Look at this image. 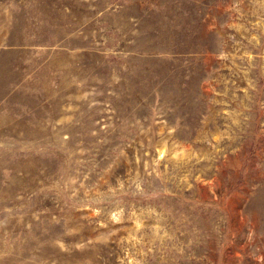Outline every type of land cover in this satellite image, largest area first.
<instances>
[{
  "label": "rangeland",
  "instance_id": "rangeland-1",
  "mask_svg": "<svg viewBox=\"0 0 264 264\" xmlns=\"http://www.w3.org/2000/svg\"><path fill=\"white\" fill-rule=\"evenodd\" d=\"M0 264H264V0H0Z\"/></svg>",
  "mask_w": 264,
  "mask_h": 264
}]
</instances>
